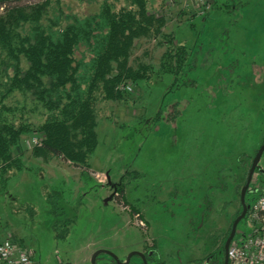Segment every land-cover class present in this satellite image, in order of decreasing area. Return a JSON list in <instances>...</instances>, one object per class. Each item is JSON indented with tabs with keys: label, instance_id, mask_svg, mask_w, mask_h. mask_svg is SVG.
Wrapping results in <instances>:
<instances>
[{
	"label": "rangeland",
	"instance_id": "obj_1",
	"mask_svg": "<svg viewBox=\"0 0 264 264\" xmlns=\"http://www.w3.org/2000/svg\"><path fill=\"white\" fill-rule=\"evenodd\" d=\"M59 1L82 16L104 0ZM161 1L148 2L153 12L164 8ZM207 2L200 8L167 4L159 13L165 17L161 35L136 43L130 59L140 57L155 69L173 36L190 57L177 81L163 75L129 84L122 100L99 105L89 167L59 158L45 165L31 158V135L22 137L14 153L23 169L0 197V241L8 234L22 239L38 264H90L97 251L120 262L138 252L151 256L147 264H205L224 246L264 143V0ZM108 3L116 11L127 7L125 0ZM258 167L264 172V151ZM119 182L122 195L111 189ZM254 189H264L259 172L245 203L260 196ZM45 192L55 196L56 215ZM63 218L73 223L67 238L56 240L52 225ZM262 224L244 217L236 235L248 236ZM141 263L132 256L128 264ZM95 264L117 263L100 254Z\"/></svg>",
	"mask_w": 264,
	"mask_h": 264
},
{
	"label": "trees",
	"instance_id": "obj_2",
	"mask_svg": "<svg viewBox=\"0 0 264 264\" xmlns=\"http://www.w3.org/2000/svg\"><path fill=\"white\" fill-rule=\"evenodd\" d=\"M21 1L0 0V197L23 169L14 153L23 136L40 141L31 148V158L45 165L59 158L89 167L99 105L122 100L129 84H148L155 76L174 75L177 81L190 57L173 36L158 69L140 57L130 59L137 42L161 35L165 17L159 13L168 0L161 1L159 12L152 11L150 0H125L127 7L118 11L104 0L97 11L82 16L59 0L17 5ZM113 192L122 195L123 183L114 185ZM46 197L56 215L54 194ZM72 223L70 218L54 222V239L65 240ZM222 252L223 246L216 250ZM222 263L221 255L217 264Z\"/></svg>",
	"mask_w": 264,
	"mask_h": 264
},
{
	"label": "built area",
	"instance_id": "obj_3",
	"mask_svg": "<svg viewBox=\"0 0 264 264\" xmlns=\"http://www.w3.org/2000/svg\"><path fill=\"white\" fill-rule=\"evenodd\" d=\"M208 0H168V4L182 2L185 7L195 6L196 8L208 5ZM31 148L38 144L36 138H32ZM260 193V196L257 195ZM253 194L258 198L248 205L245 217L249 223L252 219L258 218L264 224V192L254 189ZM262 224V225H263ZM0 263L3 264H38L34 262V252L19 245L11 234H8L0 242ZM228 264H264V225L254 229L246 236L244 233L235 235L228 247Z\"/></svg>",
	"mask_w": 264,
	"mask_h": 264
},
{
	"label": "water",
	"instance_id": "obj_4",
	"mask_svg": "<svg viewBox=\"0 0 264 264\" xmlns=\"http://www.w3.org/2000/svg\"><path fill=\"white\" fill-rule=\"evenodd\" d=\"M263 151H264V143L257 150V152H256V154H255V156H254V158L252 160L250 169L248 171L245 184H244V186L241 189V192H240V205H241L242 211H241L240 215L233 221L232 226H231V230H230V234H229L228 238L225 241V244H224V262H223V264H228V247H229V244H230V242L232 241V239L234 237V234H235L236 227H237L238 223L245 217V214L247 212L248 206L245 203V195H246V192L248 191V188H249L250 182L252 180V177H253V175H254V173L256 171L259 172L260 174L264 175V172L261 171V169H259V167H258V163L260 161V158L262 156ZM107 179H108V177H107ZM108 184H109V182H108ZM113 187H114V185L111 186V189H113ZM260 191L264 192V189H260ZM111 198H112V195H111ZM100 254H105V255L110 256L117 264H128L132 256H138V257H140L142 259V261H144V255L142 253H138V252H133V253L129 254L124 262H120L119 260H117V258L115 256H113L109 252L97 251L91 257L90 264H95V259ZM143 263L145 264V262H143Z\"/></svg>",
	"mask_w": 264,
	"mask_h": 264
},
{
	"label": "flooded vegetation",
	"instance_id": "obj_5",
	"mask_svg": "<svg viewBox=\"0 0 264 264\" xmlns=\"http://www.w3.org/2000/svg\"><path fill=\"white\" fill-rule=\"evenodd\" d=\"M253 193V192H252ZM247 194H251V193H248V192H246V195ZM245 195V196H246ZM239 203H240V196H239ZM246 215V214H245ZM233 222V221H232ZM232 226V225H231ZM230 230H231V228H230ZM229 234H230V232L228 233V235L224 238L225 239V241H226V239L228 238V236H229ZM236 235V231H235V234H234V236ZM234 238V237H233ZM216 239V238H215ZM224 241V242H225ZM225 244V243H224ZM144 255V254H143ZM221 255H222V257H223V262H224V246H223V252H222V254H217L216 253V251H214V252H212L211 254H209L207 257H206V259H205V264H217V262L218 261H220V257H221ZM146 258H147V260L149 261L150 260V258H151V256L149 257L148 256V254L146 253V256L144 255V261H142V259H141V264H144L143 262H145V264H147L148 263V261L146 260ZM223 264V263H222Z\"/></svg>",
	"mask_w": 264,
	"mask_h": 264
},
{
	"label": "crops",
	"instance_id": "obj_6",
	"mask_svg": "<svg viewBox=\"0 0 264 264\" xmlns=\"http://www.w3.org/2000/svg\"><path fill=\"white\" fill-rule=\"evenodd\" d=\"M232 11H234L235 12V10H232ZM230 12V11H229ZM226 14V13H225ZM20 173V172H19ZM18 174V173H17ZM98 175V174H97ZM105 177H106V175H105ZM46 193H48V192H45V195H46ZM19 240H22V239H19ZM22 242H23V240H22Z\"/></svg>",
	"mask_w": 264,
	"mask_h": 264
}]
</instances>
